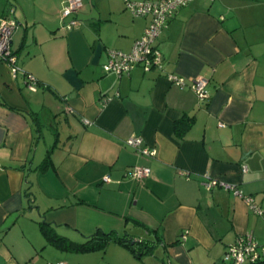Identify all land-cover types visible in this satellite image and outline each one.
Instances as JSON below:
<instances>
[{
  "label": "crops",
  "instance_id": "0c3cea01",
  "mask_svg": "<svg viewBox=\"0 0 264 264\" xmlns=\"http://www.w3.org/2000/svg\"><path fill=\"white\" fill-rule=\"evenodd\" d=\"M64 1L0 0L21 69L0 59V264H224L238 235L264 238V0L189 2L155 40L163 70L124 74L104 70L108 50L129 52L148 17L82 0L80 24L63 30ZM135 165L150 174L133 178ZM101 232L148 248H67Z\"/></svg>",
  "mask_w": 264,
  "mask_h": 264
},
{
  "label": "built area",
  "instance_id": "2783aa9c",
  "mask_svg": "<svg viewBox=\"0 0 264 264\" xmlns=\"http://www.w3.org/2000/svg\"><path fill=\"white\" fill-rule=\"evenodd\" d=\"M193 0H126L125 6L133 16L148 17V22L143 29L142 35L136 39L129 52H123L117 49L108 50L107 62L103 64L106 72H115L117 74L129 73L134 67L140 66L144 71H162L163 58L155 40L160 31L166 27L168 21L174 16L179 8L187 5ZM82 0H65L61 8L63 30L72 29L80 24L77 18V12L82 6ZM17 28V21L12 15V11L7 17L0 20V59L9 64L13 76L21 70L17 64V55L13 47V34ZM168 80L184 86L182 77L175 74H167ZM26 84L29 89H36V80L31 74H26ZM207 79L198 77L191 81L190 87L200 100L208 98L206 89ZM126 144L134 148L135 151L145 156H155L154 147L145 146L142 139L138 136H130L125 140ZM245 171V167H243ZM151 169L147 166L135 165L129 170V174L136 179H141L149 175ZM221 186L225 189H231L236 195L243 196L242 192L235 186L230 185L220 179L210 178L206 186ZM251 205V199L243 196ZM253 209L261 214L262 210L251 205ZM183 238L185 235L182 236ZM224 264H264V238L256 239L251 233L238 235L230 243L223 254ZM54 264H68L66 261H57Z\"/></svg>",
  "mask_w": 264,
  "mask_h": 264
},
{
  "label": "trees",
  "instance_id": "16d2710c",
  "mask_svg": "<svg viewBox=\"0 0 264 264\" xmlns=\"http://www.w3.org/2000/svg\"><path fill=\"white\" fill-rule=\"evenodd\" d=\"M45 225H42L43 227V231L46 232L47 234V230L46 228H44ZM95 233L93 235H90L86 238V240L82 243H76V244H71V243H66L67 244V248L71 249V250H75V251H88V250H92V249H96V248H104L109 242L113 241L116 243H122L124 244L127 248H129L134 254L138 255L140 253H142L141 251H144L146 247H142L140 249H136L133 245L130 244V241H128L126 239V237L124 236H118L115 235L113 233H105V232H101L99 235ZM56 243H58L59 245L65 244V239L63 237H57L55 238Z\"/></svg>",
  "mask_w": 264,
  "mask_h": 264
},
{
  "label": "rangeland",
  "instance_id": "374dc122",
  "mask_svg": "<svg viewBox=\"0 0 264 264\" xmlns=\"http://www.w3.org/2000/svg\"><path fill=\"white\" fill-rule=\"evenodd\" d=\"M62 261H65V260H62ZM67 262V261H66ZM68 263V262H67Z\"/></svg>",
  "mask_w": 264,
  "mask_h": 264
}]
</instances>
